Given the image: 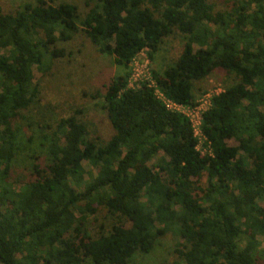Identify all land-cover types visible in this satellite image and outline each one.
Masks as SVG:
<instances>
[{"label":"trees","instance_id":"trees-1","mask_svg":"<svg viewBox=\"0 0 264 264\" xmlns=\"http://www.w3.org/2000/svg\"><path fill=\"white\" fill-rule=\"evenodd\" d=\"M85 4L84 16L68 2L0 7V264H131L168 233L183 240L171 264H264V0ZM174 32L181 54L152 70L168 99L194 106L215 70L237 78L202 114L204 154L186 115L148 82L129 86L133 59L154 60ZM79 33L119 69L104 94L114 134L99 144L77 115L40 123L45 159L16 189L19 123L40 94L34 67L52 71ZM160 152L167 159L151 163ZM104 210L118 222L93 234L88 219Z\"/></svg>","mask_w":264,"mask_h":264},{"label":"rangeland","instance_id":"rangeland-1","mask_svg":"<svg viewBox=\"0 0 264 264\" xmlns=\"http://www.w3.org/2000/svg\"><path fill=\"white\" fill-rule=\"evenodd\" d=\"M53 5L68 2L78 5L82 16L89 10L85 0H48ZM228 0H212L216 10L228 7ZM26 2L33 0H0V7L4 12H13ZM183 35L174 32L167 37L155 59L149 58L145 63L148 53L142 51L130 64L131 74L135 65L143 70H163L171 65L181 54L184 46ZM66 48L67 56L54 62L52 71L45 74L35 66V82L40 85L38 100L26 111V119L19 123L21 130L19 134V150L13 164L12 181L16 189L22 188L25 181L32 173L33 165L41 162L46 156V141L43 139L45 129L42 124H55L61 118L77 115L89 129L91 138L99 144H105L114 134L111 121L104 108L105 86L119 72L112 58L101 55L92 43L81 33L77 34L70 42L60 43ZM137 61V62H136ZM148 68H143V67ZM151 77V76H150ZM237 81L234 74H229L223 69L215 70L211 75L197 82L195 87L198 101L209 92L218 94L225 88ZM157 83V82H156ZM230 145H238L235 140H229ZM201 151H207L202 146ZM167 157L160 152L151 163L163 162ZM88 172L95 173L90 163L85 162ZM86 178H89L88 174ZM264 207V198L258 200ZM118 222L107 211H100L91 215L87 227L95 234L108 232ZM178 234L168 233L162 236L156 243L154 249L149 253H136L131 264H171L176 256L178 243H182Z\"/></svg>","mask_w":264,"mask_h":264},{"label":"built area","instance_id":"built-area-1","mask_svg":"<svg viewBox=\"0 0 264 264\" xmlns=\"http://www.w3.org/2000/svg\"><path fill=\"white\" fill-rule=\"evenodd\" d=\"M149 58H150L149 56H148V58L146 57L145 63L150 62ZM134 59L132 62H134ZM137 65H138V68L135 65L134 72H132V74L130 76L129 86L130 87H137L144 81L148 82V84L154 88V91H155L157 98L160 99L164 103V105L167 107V109H169L171 111H177V112L183 113L184 115H186L190 119L192 127L194 129V135L199 140V144H198L199 149H202V146H206L207 147L206 152H208L209 149H208V146L206 145V137L204 136V134L201 130V124H202V114L210 107L211 99L213 97V93L209 92L208 94H206L204 96V98L201 99L200 101H198L197 104L194 106H185L183 104L172 101L171 99H168L163 94L161 89L159 88L155 79L152 77V75H150V72L148 70L145 71L143 69H140L138 62H137ZM145 68H148V67H145ZM206 152H204V153H206Z\"/></svg>","mask_w":264,"mask_h":264}]
</instances>
